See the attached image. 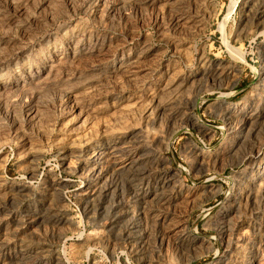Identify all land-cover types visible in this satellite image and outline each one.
<instances>
[{"label":"rangeland","instance_id":"obj_1","mask_svg":"<svg viewBox=\"0 0 264 264\" xmlns=\"http://www.w3.org/2000/svg\"><path fill=\"white\" fill-rule=\"evenodd\" d=\"M0 264H264V0H0Z\"/></svg>","mask_w":264,"mask_h":264},{"label":"bare ground","instance_id":"obj_2","mask_svg":"<svg viewBox=\"0 0 264 264\" xmlns=\"http://www.w3.org/2000/svg\"><path fill=\"white\" fill-rule=\"evenodd\" d=\"M117 154V153H116ZM109 155V154H108ZM101 165V164H100Z\"/></svg>","mask_w":264,"mask_h":264}]
</instances>
